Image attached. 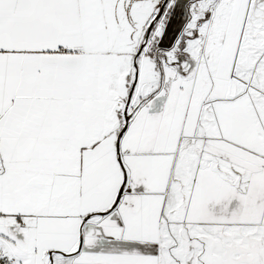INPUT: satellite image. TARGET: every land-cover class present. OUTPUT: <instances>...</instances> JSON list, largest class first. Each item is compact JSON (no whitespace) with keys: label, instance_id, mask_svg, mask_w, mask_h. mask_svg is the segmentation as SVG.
<instances>
[{"label":"snow or ice","instance_id":"6c2138e0","mask_svg":"<svg viewBox=\"0 0 264 264\" xmlns=\"http://www.w3.org/2000/svg\"><path fill=\"white\" fill-rule=\"evenodd\" d=\"M0 264H264V0H0Z\"/></svg>","mask_w":264,"mask_h":264}]
</instances>
